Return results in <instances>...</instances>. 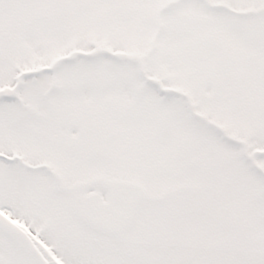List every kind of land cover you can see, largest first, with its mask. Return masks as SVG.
<instances>
[{"label":"snow or ice","instance_id":"snow-or-ice-1","mask_svg":"<svg viewBox=\"0 0 264 264\" xmlns=\"http://www.w3.org/2000/svg\"><path fill=\"white\" fill-rule=\"evenodd\" d=\"M0 264H264V0H0Z\"/></svg>","mask_w":264,"mask_h":264}]
</instances>
